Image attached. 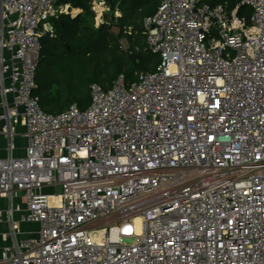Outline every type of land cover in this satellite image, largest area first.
Returning <instances> with one entry per match:
<instances>
[{
    "label": "built area",
    "instance_id": "obj_1",
    "mask_svg": "<svg viewBox=\"0 0 264 264\" xmlns=\"http://www.w3.org/2000/svg\"><path fill=\"white\" fill-rule=\"evenodd\" d=\"M75 13L0 0V264H264V0H158L156 68L52 114L40 38Z\"/></svg>",
    "mask_w": 264,
    "mask_h": 264
},
{
    "label": "trees",
    "instance_id": "obj_2",
    "mask_svg": "<svg viewBox=\"0 0 264 264\" xmlns=\"http://www.w3.org/2000/svg\"><path fill=\"white\" fill-rule=\"evenodd\" d=\"M240 0H200L210 6L222 4L231 11ZM56 6L70 4L78 10L74 16L60 14L53 19V32L40 38L33 95L39 105L52 114L76 104H90V85L111 87L119 75L126 84L139 72L152 71L160 58L146 44L145 18L156 11L158 0H108L110 11L99 27L94 26L90 0H54ZM118 8L122 15L114 17ZM239 16L249 17L245 5ZM116 27L117 30H113ZM125 42V45L123 44Z\"/></svg>",
    "mask_w": 264,
    "mask_h": 264
},
{
    "label": "rangeland",
    "instance_id": "obj_3",
    "mask_svg": "<svg viewBox=\"0 0 264 264\" xmlns=\"http://www.w3.org/2000/svg\"><path fill=\"white\" fill-rule=\"evenodd\" d=\"M245 7H246V11H248L249 12V10L251 9L249 6H247V5H245ZM244 15V14H243ZM114 29V28H113ZM123 44L125 45V42H123ZM23 141L22 140H19V141H17L16 140V144L17 145H19V146H21V143H22ZM19 152V154L21 153V151L20 150H18ZM5 205V200L4 199H1L0 200V207L2 206H4ZM22 228L23 229H27V231H37V225L36 224H32V223H30V224H23L22 225ZM127 242H130V240H128Z\"/></svg>",
    "mask_w": 264,
    "mask_h": 264
},
{
    "label": "crops",
    "instance_id": "obj_4",
    "mask_svg": "<svg viewBox=\"0 0 264 264\" xmlns=\"http://www.w3.org/2000/svg\"><path fill=\"white\" fill-rule=\"evenodd\" d=\"M114 11H117L118 14H115ZM112 12H113V16H114V17H120V16L122 15V12H121L118 8H115L114 10H112ZM76 13H78V10H77V9H76ZM76 13H75V15H76ZM51 22H52V25H53V20H52ZM113 28H114L113 30H117L116 27H113ZM16 140H17V141H19V140H22V141H23V142L21 143V146H20V147H22V146L25 144V140H24V138H22L21 136H18V137L16 138ZM3 143H4V140H3L2 137H0V156L3 154V150H2ZM18 152H19V151H18ZM21 152H22V150H21ZM18 155H21V153H20V154L18 153Z\"/></svg>",
    "mask_w": 264,
    "mask_h": 264
}]
</instances>
